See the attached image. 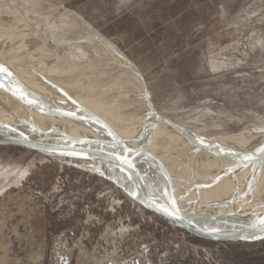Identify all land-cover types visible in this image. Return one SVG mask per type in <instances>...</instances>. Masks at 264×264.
Instances as JSON below:
<instances>
[{
	"label": "rangeland",
	"instance_id": "obj_1",
	"mask_svg": "<svg viewBox=\"0 0 264 264\" xmlns=\"http://www.w3.org/2000/svg\"><path fill=\"white\" fill-rule=\"evenodd\" d=\"M40 1L43 0L32 2L30 0H0V25L9 23L17 28L30 29L32 28L30 27L31 21H35L33 23L36 24L42 23L48 19L45 13H48L51 8L49 9L48 5H41ZM43 2H50L52 6H63L77 13L81 18L73 22L74 25L76 24L75 29L69 25L67 27L65 23H60L59 26L63 29L57 30L61 33L60 36H51L49 32L46 35L44 26L40 29L39 33H43L46 40H50L47 42L61 46L58 50L62 48V45L68 47L74 44L75 40L77 44H87V38L92 40L90 37H94L92 31L94 30L106 37L119 53L122 54L121 51H123L129 57L131 63L147 82L154 105L161 114L197 137L218 138L239 134L237 139L239 142L236 143L235 141L230 142L231 137H225L224 140L219 139V141L216 139L217 143H209L202 138L193 141L192 137L189 140L182 136L179 137L180 135L176 136L177 134L170 133L169 129V132L164 129L161 131L162 128L160 130L156 125L158 128L154 126L156 130L153 129V131L156 132L158 129L156 133L159 135L153 132L155 133L154 139L153 135L152 137L149 135L148 139H152L150 143L153 145L151 146L155 143L157 146L150 147L148 141L140 142L141 146L142 144L145 146L141 149L140 146L138 147L141 151L136 147L137 150L133 149L127 154L121 152L125 145V135L117 134L116 139L118 140L114 137L108 140V136L99 132L96 135L93 134L90 140L86 137L80 138L79 142L83 143L82 146L90 143L91 147L96 150L95 153L99 152L98 155L102 152L100 145L104 144L103 148L108 150L114 147V150L112 148L110 150H116L114 154L117 156L113 158L117 160H115V165L118 163V169L116 165L115 172L120 171L117 172L119 174L116 177L120 176L123 181L128 178L127 183L135 186L136 193H141L140 190L147 193L153 192L154 195H151L158 198L155 200L153 197L154 200L159 204H164L165 200L162 198L164 194L165 197L172 198V193H174L173 200H187L185 196L190 195L188 191L191 189L193 176L197 173L204 176L198 171L201 166V170L204 169L200 172L204 171L205 175L213 172L209 183H215V181L220 183L219 179L236 171L240 166L242 172L231 183L241 182L239 186L243 194L247 192L254 194L256 189L253 188L255 187L253 181L256 182L264 176V169L260 168L264 166V152H257L260 149L258 145L263 146L264 144V137L256 139L258 143L254 140L256 144L254 143L252 148L246 142L241 144L243 139L240 133H250L246 131L264 127V0H127L126 3H122L121 0H44ZM58 9L55 8L53 14H58ZM19 11L28 13L25 12V15L24 12ZM27 19L31 20V23H28ZM82 21L88 23L92 30ZM86 31L87 34H84L86 39L83 41L82 38L77 41L79 40L76 38L77 33ZM0 33L3 32L0 31ZM0 37L4 36L0 35ZM14 42L19 43V39ZM101 50L105 52L102 51L104 52L102 53L100 49L98 52L90 51V54L87 52L83 54V50L78 53V49L69 51L74 54L78 53L79 58L83 56V59H80L83 63L86 60H88L87 63H98L96 67L100 74H96L97 79L91 78L99 80L87 81L85 77L89 74L76 71L67 76L71 78V76L75 77L80 74L78 75L80 82L71 80L73 84L70 85L67 80L64 82L60 80L64 84L58 81L54 83L58 85L59 92L53 93L52 100L44 96L45 99L36 104L42 113L48 110L47 114H44L47 119H56L59 117L58 114L63 113L65 115L74 113L75 115L68 116H79L84 113L82 110H89L88 116L94 117L96 112L97 117L105 119L107 117L105 110L104 117L102 113L93 111L97 108L94 101L98 97L107 94L112 97L120 91L135 94L143 90H139L141 82L135 72L127 66L129 62L124 64L119 60L112 66L114 69L122 70V75L116 73L115 70L110 71L108 69L110 65L101 67L102 64L99 63L107 62V59L101 56H110V50L106 51L103 46ZM7 51V49L2 50L0 65L5 64V58L10 56ZM64 52L63 50L60 54L64 56L68 54L64 57L66 60L70 58L68 61H72L76 58L74 55L69 56L70 53L67 51ZM94 52L97 56L92 55ZM86 62L83 65H86ZM9 64L17 66L14 60L9 61ZM5 67H8L6 69L9 72L2 73L3 75L0 73V100L5 104L20 102L22 99L17 89L20 86L14 87V90L11 89L13 92L9 91L10 83L19 85L17 81H13L12 76L15 73L14 76L20 74L15 72L17 69H12L10 66ZM102 71L104 74L101 73ZM8 73L12 74L11 77H7ZM29 73L31 77H34L36 85L40 86V79L36 77L38 74L31 71ZM123 74L131 78L132 81L129 82L135 85L133 88L116 83L115 80L120 77L115 79V76H123ZM60 75L61 71L56 70L51 78L58 80L61 79ZM26 76L28 77L27 74ZM4 77L9 79L5 80ZM20 77L17 76L15 80ZM107 78L110 80L106 81ZM136 79H138V84ZM137 98L139 101V97ZM54 99L58 105L50 108L47 104L50 103L53 106ZM35 103L37 102L24 103L25 106H20L18 112L30 116L27 111L32 107L29 104ZM142 106L139 104L136 112L145 109ZM54 109L63 112L55 113ZM66 117L61 118L62 121H60L64 125L78 124L84 126L82 130L89 132L94 127L90 124L88 128L86 126L88 124L82 120L70 121ZM108 118L111 120L105 119V121L109 124L110 131H114L122 124V121L117 122L112 117ZM166 132L171 135H166ZM259 133L251 131L254 135ZM160 134L164 136V138L161 137V141L166 143L158 141ZM174 137H178L179 141ZM148 139L145 138V140ZM166 139L171 140L167 142ZM35 140L37 141L36 137ZM120 143H124L122 148ZM171 144L172 150H170ZM181 145L188 146L189 150L187 147L183 149ZM254 145L259 148L257 149ZM158 146L163 149L157 148ZM177 149L179 151H174L173 155V150ZM182 150L185 151L182 152ZM152 151L155 152L152 156H157L159 163L150 155ZM158 152H160L159 155ZM248 153L262 164L256 165L258 170L255 168L254 173L250 172L253 169L250 163L246 164L247 166L243 164ZM165 154L168 159L163 156ZM148 159L152 164L155 162L154 166L161 165L155 168ZM204 159L211 160L204 161ZM120 160L123 162H121L122 167ZM160 160H162L161 163ZM173 161H176L177 165ZM206 162H208L207 165H211L206 166ZM158 167L163 168V170L161 168L163 174ZM205 167H208V170L212 168V170L208 172ZM192 170L196 172L195 175ZM157 172L163 176L159 173L155 175L154 173ZM184 172L186 178H191H185V182L182 181ZM154 175L156 178L153 177ZM166 176L168 177L165 178ZM198 176L195 178L196 191L205 184L204 181L207 184L202 176L201 178ZM109 177L98 171L60 161L48 152L36 148L0 142V264H61L59 255L63 256L67 264H264V238L255 241L217 242L197 237L146 209ZM157 177L158 179L163 177V179L158 180ZM156 183L158 186L155 185ZM164 183H167L168 189H165L167 186ZM151 185L152 187L155 185L154 189L151 187L152 190ZM148 187L150 191L146 190ZM155 188L160 190L156 189L159 190L156 191ZM251 211H254L253 217L264 214L262 210L252 209ZM191 215L189 216V219L192 218L191 221L198 216V220L194 221L198 224L199 215L197 213ZM185 218L188 219V214ZM216 222H219L218 219ZM240 223L242 222L233 224Z\"/></svg>",
	"mask_w": 264,
	"mask_h": 264
},
{
	"label": "bare ground",
	"instance_id": "obj_2",
	"mask_svg": "<svg viewBox=\"0 0 264 264\" xmlns=\"http://www.w3.org/2000/svg\"><path fill=\"white\" fill-rule=\"evenodd\" d=\"M31 2L33 0H30ZM38 1V0H37ZM44 1V0H43ZM43 1H40L41 5H48L49 6V9L50 11H48V13L46 12L45 14H47V17L48 19L43 21L42 23L38 22V24L36 23H33L35 21H31L29 19H27L28 23H31L29 26L32 27L30 29H25V28H17L16 26H13L9 23L7 24H2L0 25V31H2L3 33H0V35L4 36V37H0V56L1 55V52L2 50H8V55L9 57H7V59L5 58V61L6 62L5 64L1 63V65L3 66H10V68L12 69H17L15 70V72H17V74H20V75H16V76H12L14 77L13 78V81H17V83L19 85H16V83H10V90L9 91H12L13 92V88L14 87H17V86H20L18 87V91L19 90H22L23 93H24V96L26 97H21V101L20 102H15V103H9L7 102L6 104L4 102H2L0 100V141L1 142H5V143H25V144H33V145H37L38 147L42 148L41 150L44 151V152H48L49 154L53 155L55 158L59 159L60 161H63V162H67V163H71V164H74L76 166H82V167H85V168H88V169H91V170H94V171H98V172H101V173H104L106 176H110L111 179H113L114 181H116L117 183H122L123 186H125V188L128 190H132V191H136V188L135 186H132V185H129V183H127V180L128 178H126L127 180L123 181V178L121 179V177H116L118 176L117 172H120V171H116L115 167L118 163H116L115 165V160H114V156H117L116 154H114V152L116 151H112L114 150L113 146L111 147L112 150H108V149H105L103 148V145H100V149L102 152H100L101 155H98L99 152H97V154L95 153L96 150H94L90 143H86L87 146H82L83 143H81V141L79 142V139H83L82 137H86L87 140H90L89 138L90 137H93L92 135L93 134H97L99 132L103 133V135H105L108 140L110 139V137H114L115 139L117 138V134H120V135H125V145L124 143L121 144L120 143V146L122 148V145L123 148L121 149V152L122 153H128V151H131L133 149H135L138 147L141 149V147H145L140 145L142 142L144 143L145 141H148L149 143L152 141V139H148V137L150 138V136L152 137L153 135V139H154V134L159 131L157 129V131H153V129L156 130V128L159 127L162 128L161 131H164V130H167L169 129L170 133L173 132L174 135L175 133L177 134L176 136L180 135L179 137H185L186 139H193V141H196V140H199V139H203V140H206L208 141L209 143H217L216 139H219L221 140H224L223 138L225 137H231L230 142L231 141H235L236 142H239L237 139H238V135H231V136H221V137H218V138H211V137H208V136H203V137H197L195 134L189 132L188 130H185L184 128H182L181 126H179L178 124H176L177 128L175 127H171L169 125H167V123L163 122L159 117H156L154 114H152L153 112H151L152 108L149 107V105L147 104L146 100H145V96L143 94V87H142V84L140 83L139 85V90H142V91H138V93H135V94H129L127 92H119L118 94H115L114 96L110 97L108 94L107 95H103V96H100L98 97L94 102H95V106L97 107L96 109H94L93 111H97V112H100L102 113L101 115L104 117V110H105V115L107 114V117L105 118L106 120H111V118H108V117H112L114 118L115 120H117V122L119 121H122V124L120 126H118L119 128L115 129L114 131H110V129L108 128L109 124L105 121V119L103 118H100V117H97V113L95 112V115L94 117L92 116H88L89 115V110H82L84 113L82 115H79V116H68V115H65L64 113L63 114H58L59 117H56V119H47V117L44 116V114H47L48 110L46 113H42L41 111H39V109L36 107V104H38V99L36 97H34L36 94H34L33 91H31L27 86H25L23 84V79L25 81H27L29 84H34L35 87H36V90L39 91V87L40 88V91L38 92L39 94L38 95H41V97H43V100L45 99L44 96L47 97L48 100H52L53 99V93L58 91L59 92V89H58V85L56 84H53V88L49 91H46L45 90V87L46 85L48 84V79L50 78V80L53 81V83H56L57 81L60 82V80H63V82L65 80H67V82H70V85L73 84L71 83L72 81H79V76L80 74H77L75 77H68L69 73H73V72H76V71H84L86 72L88 75V77H85V79L88 81V80H96V74H100V71L97 70V67L96 65L98 63L95 62L92 63V62H89L87 63L86 60L85 62L87 63L86 65H83V61L80 60L81 58H79V55H77L79 53V51L83 50V54L84 53H89L90 54V51H95V52H98L99 49L100 51H104V50H101L102 46L103 48L107 51L110 50V56H105L104 55L103 57L101 56V58H104L107 59V62L105 63H99V64H102L100 65L101 67L102 66H109L108 69L111 70H115L116 73H121L122 70H118V69H114L112 66L114 65V63H116L117 61L121 60L122 62L127 63L128 61L126 60V58L121 54L119 53V51H117L116 47L114 45H112L110 43V41L108 39H106V37H103L101 36L99 33H97L96 31L92 30L88 23H85L94 33V37H90L92 38V40H89V37L87 38V44H77L76 43V38H79V40L77 39V41H80L82 40L83 38V41L84 39H86V37H84L85 35L84 34H87V31L85 33H77L78 36L74 39V44L72 43L71 45H69L68 47L67 46H63L62 44V48L60 50L59 47L61 46H58L57 44L55 45H52V42H47V41H50V40H46V37L44 36L43 33H39L40 29H43L42 27L44 26L45 28V34L47 35L48 32L51 36H60V32L57 31V30H63L61 28L60 23H65V25H69L71 27H75L74 23L73 22H76L77 21V18H80L78 16L77 13L73 12V11H70L68 10L67 8L63 7V6H52L50 5L49 3L50 2H43ZM36 2V1H35ZM53 2V1H51ZM55 2V1H54ZM57 3V2H56ZM54 4V3H53ZM52 6V7H51ZM55 8H60L61 10L58 9V14H53ZM53 10V11H52ZM20 13H23L24 11H19ZM26 12V11H25ZM24 12V13H25ZM28 13V12H26ZM25 13V15H26ZM52 13V14H51ZM62 14V15H60ZM25 15H23L25 17ZM46 17V18H47ZM49 17H52V18H49ZM29 18V17H28ZM81 19V18H80ZM25 21V19H24ZM31 21V22H30ZM2 23V22H1ZM5 23V22H4ZM26 23V22H25ZM78 24V23H77ZM26 25V24H25ZM18 26V25H17ZM84 26V25H83ZM63 27V26H62ZM65 27V26H64ZM68 27V26H67ZM77 27V26H76ZM82 27V26H81ZM86 27V26H85ZM84 29H87L85 28ZM60 28V29H59ZM67 29V28H65ZM75 29V28H74ZM78 29V28H77ZM83 29V30H84ZM89 30V29H88ZM43 31V30H41ZM66 31V30H64ZM72 31V30H71ZM70 31V32H71ZM80 31V30H79ZM69 32V31H68ZM73 32V31H72ZM71 32V34L73 33H76V31H74L73 33ZM78 32V31H77ZM82 32V31H81ZM90 33V32H89ZM92 34V33H91ZM49 37V36H48ZM58 38V37H57ZM16 39H19V43L15 44L14 40ZM68 39V38H66ZM70 39V38H69ZM57 40V39H56ZM64 40V39H63ZM62 40V41H63ZM55 41V40H54ZM58 41V40H57ZM56 41V42H57ZM65 41V40H64ZM63 41V42H64ZM61 43V41H59ZM62 42V43H63ZM72 42V40H71ZM54 44V43H53ZM91 48V50H90ZM74 49H78V53L74 54L73 52H69L71 50H74ZM112 49V50H111ZM67 51V53H70L69 56H76V58L78 59H73L72 61H68L66 60L64 57L67 56V55H63V54H60L62 53V51ZM64 52V53H65ZM95 52L92 53V55L94 54L95 55ZM99 52V54L101 53ZM105 52V51H104ZM102 52V53H104ZM81 53V52H80ZM108 53V52H106ZM87 55V54H86ZM5 56V55H3ZM97 56V55H95ZM88 57V56H87ZM90 57V56H89ZM107 57V58H106ZM68 58V57H66ZM92 58V57H91ZM95 57H93L94 59ZM15 61V63H17V66H13L11 64H9V61H12V60ZM53 59H55L53 61ZM83 59V58H82ZM86 59V58H84ZM97 59V58H96ZM91 60V59H90ZM98 62H101V61H98ZM66 64V65H65ZM105 64V65H104ZM127 66H131L134 68L133 64H127ZM15 67V68H14ZM5 68H8V67H5ZM9 68V69H10ZM132 68V69H133ZM103 69V68H102ZM56 70H60L61 71V75L59 76V78L61 79H52L51 76L53 75V72L56 71ZM125 70V68H124ZM8 71V70H7ZM14 71V70H12ZM29 71H31L32 73L34 72L35 74H38L36 75V77H38L40 79V86H37L36 85V81L34 79V77H31V74L29 73ZM9 72V71H8ZM12 73V72H11ZM101 73L104 74V72L102 71ZM107 73V72H106ZM2 74V73H1ZM4 74V73H3ZM2 74V75H3ZM26 74L28 75V77L26 76ZM30 74V76H29ZM109 74V73H107ZM106 74V76L108 77V75ZM1 75V76H2ZM12 75V74H11ZM68 75V76H67ZM83 75V74H82ZM85 75V74H84ZM112 75V74H111ZM118 75V74H117ZM122 75V73H121ZM115 76V79L116 77H120L118 80H115L116 83H119V84H123L124 86H126L127 88H133V86H135L134 84L130 83L129 81H132L131 78L124 76ZM127 75V74H126ZM5 76V75H4ZM9 75H7L8 77ZM17 76H21L20 78H18V80H15V78ZM35 76V75H34ZM3 77V76H2ZM6 79H9L7 78ZM11 77V76H9ZM91 77H95L96 79L94 78H91ZM143 77V76H142ZM104 78V77H103ZM112 78V76L110 77ZM134 78V77H133ZM2 79V78H1ZM5 79V77H4ZM5 79V80H6ZM84 79V80H85ZM108 80L106 81H109L110 79L107 78ZM144 79V78H143ZM3 80V79H2ZM12 81V79H10ZM45 80V81H44ZM72 80V81H71ZM99 80V79H98ZM96 80V81H98ZM105 80V79H104ZM123 80V82H122ZM138 79H136V83L138 82L137 81ZM4 81V80H3ZM95 81V82H96ZM113 81V80H112ZM145 81V80H144ZM9 82V80L7 81ZM57 82V83H58ZM62 81L60 83H63ZM86 82V81H85ZM5 83V81H4ZM83 83V82H82ZM115 83V82H114ZM6 84V83H5ZM64 84V83H63ZM69 84V83H68ZM91 84V83H90ZM94 84V82H93ZM138 84V83H137ZM7 85V84H6ZM62 85V84H61ZM66 85V83H65ZM116 85V84H115ZM73 86V85H72ZM79 86V85H77ZM92 86V85H91ZM1 87V85H0ZM13 89V90H11ZM57 89V90H56ZM123 91V90H122ZM131 91H134V90H131ZM1 92V91H0ZM110 93V92H109ZM96 94V93H95ZM94 94V95H95ZM89 96V95H88ZM97 96V95H96ZM84 97V96H83ZM139 97V101H138V98ZM1 99V98H0ZM28 99V100H27ZM82 99V98H81ZM115 101L113 102L112 101ZM29 102V101H36L37 103L35 104H29L30 107H32L31 109H28L29 111L28 114L30 116H27L25 114H21V112H18V108L23 107L22 105H24V103L26 102ZM53 101H55V103L53 104V106L49 104H47L50 108L51 107H55V105H58V103L56 102V100L54 99ZM79 101V100H78ZM83 101V100H82ZM24 102V103H22ZM52 102V101H51ZM85 102V101H84ZM115 104H113V103ZM19 103V104H17ZM30 103V102H29ZM17 104V105H16ZM40 104H43L42 102H40ZM143 105L142 107H144L145 109H143L142 111H138L136 112V108L138 107V105ZM9 105V106H7ZM28 105V106H29ZM11 106V108H10ZM15 108H14V107ZM25 106V105H24ZM47 106V108H48ZM80 109H82V107H78ZM126 108V109H125ZM25 109V108H24ZM59 109V108H58ZM125 109V110H123ZM129 109V110H128ZM53 111V110H52ZM62 110L58 111L57 109H54L53 112L55 113H62L61 112ZM51 112V111H50ZM110 113V114H109ZM68 117V118H71L72 120L73 119H80L82 121H85V122H88L89 124H92L94 125V127H92V131L89 132V131H84L82 130L84 128V126H81V125H76V124H73V125H64L62 122V119L61 118H64V117ZM66 117V118H67ZM50 118V117H49ZM70 123V122H69ZM106 123V125L104 124ZM72 124V122L70 123ZM155 124V125H154ZM175 124V122H174ZM158 125V127L156 126ZM88 128L90 125H86ZM156 127V128H153V127ZM81 128V129H80ZM121 129V130H120ZM164 129V130H163ZM173 130V131H171ZM160 131V132H161ZM168 131V132H169ZM251 131L253 132H260L259 134H251ZM54 132H57L56 134H54ZM155 132V133H153ZM246 132H250V133H245V132H242L240 133V137L241 139H243V141L241 142V144H243L244 142H246L250 147L253 146V144L255 142H253L254 140L258 143V141L256 139L260 138V137H264V127L263 128H260V129H252V130H248ZM100 133V134H101ZM127 133V134H126ZM162 133V132H161ZM167 134L166 132V135L169 136V134ZM23 134V135H21ZM158 134V133H156ZM94 135V136H95ZM127 135V136H126ZM150 135V136H149ZM159 135V134H158ZM165 135V134H163ZM171 135V134H170ZM172 135V136H174ZM247 135V136H246ZM102 136V135H101ZM116 136V137H115ZM119 136V135H118ZM35 137L37 138V141L35 140ZM162 138H164V136H161L160 134V139L158 138V141H161ZM112 138V139H114ZM141 138V139H140ZM145 138H147L148 140H145ZM156 138V139H157ZM173 138V137H172ZM176 139H178V137H174ZM80 139V140H81ZM92 139V138H91ZM100 139V138H99ZM181 139V138H180ZM118 140V139H116ZM165 140V139H164ZM167 142H169L170 140L169 139H166ZM169 140V141H168ZM156 141V140H155ZM156 141V142H158ZM175 142V140H172ZM171 141V142H172ZM179 141V139H178ZM181 141V140H180ZM185 141V140H184ZM260 141V140H259ZM141 142V143H140ZM165 142V141H164ZM161 141V143H164ZM177 142V140H176ZM252 142V143H250ZM154 143V142H153ZM166 143V142H165ZM179 143V142H178ZM181 143V142H180ZM179 143V144H180ZM186 143V142H185ZM159 144V143H158ZM169 144V143H167ZM166 144V145H167ZM183 144V143H182ZM188 144V143H187ZM230 144V143H229ZM256 144V143H255ZM85 145V144H84ZM153 144L150 143V147H154L156 145V143L154 144V146H151ZM161 145V144H160ZM170 145V144H169ZM176 145V144H175ZM186 145V144H185ZM205 145V144H204ZM203 145V146H204ZM258 145V144H257ZM157 146V145H156ZM155 146V147H156ZM164 147V145H162ZM174 146V144H173ZM178 146V145H176ZM180 146V145H179ZM178 146V147H179ZM182 146V145H181ZM207 146V144H206ZM256 147V145H254ZM262 146L261 145H258ZM264 146V144H263ZM262 146V147H263ZM163 147H161L163 149ZM171 149L172 150V144H171ZM182 146L183 149H185L187 147V149L189 150L188 146ZM195 147V146H194ZM205 147V146H204ZM203 147V148H204ZM209 147V146H208ZM207 147V148H208ZM254 147V148H255ZM130 148V150L128 149ZM157 148H160L159 146ZM157 148H155L156 150H158ZM160 148V149H161ZM168 148V146L166 147ZM175 148V147H174ZM181 148V147H180ZM192 147H190L191 149ZM206 148V147H205ZM253 148V147H252ZM257 148V147H256ZM256 148L254 150H256ZM259 148V147H258ZM257 148V149H258ZM135 149V150H137ZM138 149V150H140ZM146 149V148H144ZM143 149V151H144ZM153 149V148H151ZM161 149V150H162ZM165 149V148H164ZM168 149V150H169ZM179 149V148H178ZM173 150V155H174V151H179V150ZM197 149V148H196ZM216 149V148H215ZM134 150V151H135ZM154 150V149H153ZM155 150V152H157ZM161 150H158L161 152ZM169 150V151H170ZM192 150V149H191ZM201 150V149H200ZM252 150V149H251ZM141 151V150H140ZM142 151V152H143ZM147 151V150H145ZM150 151V150H149ZM166 151V150H165ZM181 151V150H180ZM185 151V150H184ZM182 150V152H184ZM193 151H196V150H193ZM207 151V149H206ZM205 151V153H206ZM215 151V150H214ZM119 153V151H117ZM120 152V153H121ZM137 152V151H136ZM155 152L152 151V154L151 151H150V155H154ZM158 152V155L159 153ZM164 152V151H162ZM168 152V151H167ZM171 152V151H170ZM197 152V151H196ZM204 152V151H203ZM222 152V151H221ZM220 152V153H221ZM252 152V151H251ZM258 152V150H257ZM257 152H254L255 154ZM139 153V152H137ZM136 153V154H137ZM154 153V154H153ZM165 153V152H164ZM163 153V154H164ZM180 153V152H179ZM186 153V152H185ZM188 153V151H187ZM190 153V152H189ZM204 153V154H205ZM260 153V152H258ZM114 154V155H113ZM142 154V153H140ZM182 154V153H181ZM213 154V153H212ZM244 154V153H243ZM253 154V153H252ZM264 154V153H263ZM122 155V154H120ZM149 155V156H150ZM247 156H251L250 153L246 154ZM254 155V154H253ZM258 155V154H257ZM148 156V157H149ZM166 157V154L163 155ZM172 156V155H171ZM176 156V155H175ZM180 156V155H179ZM189 156V154H188ZM194 156H195V153H194ZM193 156V157H194ZM198 156V155H197ZM202 156V155H200ZM207 156V155H206ZM210 156V155H209ZM221 156V155H220ZM245 156V157H247ZM256 156V155H254ZM253 156V157H254ZM123 158L126 157V156H122ZM137 157V156H136ZM142 157V156H141ZM153 158H155V160H157V156L154 157L152 156ZM186 157V155H185ZM191 157V156H190ZM252 157V156H251ZM117 158V157H115ZM119 158V157H118ZM128 158V157H126ZM140 158V157H138ZM151 158V157H150ZM152 158V159H153ZM167 158V157H166ZM174 158V157H172ZM176 158H178V156H176ZM183 158V157H182ZM182 158H179L180 160ZM204 158V157H203ZM206 158V157H205ZM215 158V157H213ZM218 158V156H217ZM261 158V157H260ZM121 159V157H120ZM132 159V158H131ZM135 159V158H134ZM165 159V158H163ZM168 159V158H167ZM201 159V158H200ZM219 159V158H218ZM217 159V160H218ZM149 160V159H148ZM159 160V159H158ZM157 160V162L159 163V161ZM166 160V159H165ZM174 160V159H173ZM176 160V159H175ZM179 160V161H180ZM196 160V158H195ZM208 160V159H206ZM204 159V161H206ZM211 160V159H210ZM208 160V161H210ZM214 160V159H213ZM257 159H245V161L243 162V164L245 166H247L246 164L250 163L253 167V169L250 170L251 173H254L255 171V168L258 170V167L256 165H262L260 164L259 162L256 161ZM117 161V160H116ZM131 161V160H130ZM140 161V160H139ZM150 161V160H149ZM162 160H160V163H161ZM171 161V160H169ZM191 161V160H190ZM122 162V160H120V163ZM126 162V161H125ZM164 162V161H163ZM174 162V161H173ZM176 162V161H175ZM174 162V163H175ZM178 162V161H177ZM200 162V161H199ZM217 162V161H216ZM123 163V162H122ZM122 163H121V167H122ZM151 163V161L149 162ZM154 164H152L153 166L155 165V162H153ZM183 163V162H182ZM188 163V162H187ZM195 163V161H194ZM208 162H206V166H210V165H207ZM126 164V163H125ZM134 164V163H133ZM176 164V163H175ZM193 164V163H192ZM199 164V163H198ZM197 164V165H198ZM203 164V163H202ZM217 164V163H216ZM159 165V164H158ZM157 165V166H158ZM161 165V164H160ZM159 165V166H160ZM177 165V164H176ZM179 165V164H178ZM185 165V163H184ZM189 165V164H188ZM200 165V164H199ZM198 165V167H200ZM219 165V164H218ZM227 165V163H226ZM124 166V165H123ZM143 166V165H142ZM151 166L152 168H156L157 166ZM194 166H196V164H194ZM204 166V164H203ZM215 166V165H214ZM213 166V168H214ZM230 166V164H229ZM132 167V166H131ZM134 167V166H133ZM147 167V166H146ZM150 167V165L148 166ZM169 167V166H168ZM185 167V166H184ZM190 167L192 168V166L190 165ZM216 167V166H215ZM118 169V165L116 167ZM154 168V169H155ZM160 168V167H158ZM162 168V167H161ZM161 168H160V172H161ZM173 168V167H172ZM202 168V166H201ZM200 168V170H201ZM206 169L208 167H205ZM224 168V167H223ZM260 168H263L264 169V166ZM259 168V169H260ZM121 169V168H119ZM123 169H126V168H123ZM131 169V168H130ZM177 169V168H176ZM185 169V168H184ZM189 169V167H188ZM204 169V168H203ZM202 169V170H203ZM215 169V168H214ZM222 169V168H221ZM230 169V168H229ZM122 170V169H121ZM132 170V169H131ZM133 170H136V169H133ZM148 170V169H147ZM156 170V169H155ZM163 170V168H162ZM199 173H202L204 176L203 177V180H206L207 181V184L206 182L204 181V185H200L201 187L199 188V190L197 191V197H198V200H199V204L201 205V207L203 208L204 212H205V215L207 216V219L210 221V224H211V227L217 231H221L223 229H226L227 226H230V225H234L233 223H238V222H242V223H248V222H251V221H255L256 219H260L262 217H264L263 215L261 216H256V217H253V212L254 211H251L252 209H256V211H264V183H261V182H264V176L260 179V180H257V179H254V180H257L256 182L253 181V184L255 185V187H253L254 189H256V191L253 193H250V192H247V194H243L240 186H239V183L241 182H235V183H231V181L233 179H235L240 172H242V168L239 166V169H237L236 171L228 174L227 176L224 175L225 177L223 179H219L218 181H220V183H209L211 182L210 180L212 179V173L213 172H210L209 170H212V168L208 170V172L210 173H207L206 175L204 174L205 172H200ZM201 170V171H202ZM231 170V169H230ZM184 171V170H182ZM181 171V172H182ZM193 171V170H192ZM206 171V170H205ZM214 171V170H213ZM232 171V170H231ZM261 171V170H260ZM134 172V171H133ZM137 172V171H136ZM149 172V171H148ZM151 172V171H150ZM156 172V171H155ZM163 172V171H162ZM161 172V173H162ZM180 172V171H179ZM186 172H188L186 170ZM207 172V171H206ZM263 172V171H262ZM260 172V173H262ZM159 172L157 173H154L155 175L158 174ZM161 173H159L161 175ZM183 173V172H182ZM190 173L192 174V172L190 171ZM189 173V174H190ZM122 174V173H120ZM163 174V173H162ZM179 174V173H177ZM186 173L184 172L183 174V180L186 178ZM190 174V175H191ZM193 174L195 175L196 172L193 171ZM219 174H221L219 172ZM115 175V176H114ZM127 175V174H126ZM155 175L153 176L154 178ZM166 175V174H165ZM185 175V177H184ZM189 175V176H190ZM200 176V174H196V176ZM218 175V174H217ZM149 176V175H148ZM159 176V175H158ZM163 176V175H161ZM175 176V175H174ZM180 176V174H179ZM196 176H193V178ZM198 176V177H199ZM200 176V178H201ZM109 177V178H110ZM128 177V176H127ZM168 176H166L165 178H167ZM182 177V176H181ZM192 177V176H190ZM152 178V177H151ZM170 178V176H169ZM173 178V177H172ZM171 178V179H172ZM189 178V177H187ZM186 178V179H187ZM194 178V179H195ZM158 179V177H157ZM163 179V177H162ZM159 179L158 180H162ZM191 179V178H189ZM188 179V180H189ZM136 180V179H135ZM153 182H154V179H152ZM156 180V179H155ZM157 180V181H158ZM165 180V179H164ZM163 180V181H164ZM187 180V181H188ZM196 180V179H195ZM156 181V182H157ZM167 181V179H166ZM169 181V179H168ZM186 181V182H187ZM201 181V180H200ZM217 181V182H218ZM145 182V181H144ZM159 182V181H158ZM157 182V183H158ZM161 182V181H160ZM170 182V181H169ZM185 182V181H184ZM196 182V181H195ZM199 182V181H198ZM116 183V184H117ZM157 183L155 185H157ZM163 183V182H161ZM160 183V184H161ZM183 183V182H182ZM197 183V182H196ZM150 184V182H149ZM153 184V183H152ZM159 184V183H158ZM165 184V183H164ZM167 184V183H166ZM165 184V185H166ZM148 185V184H147ZM154 185V186H155ZM186 185V184H184ZM209 186L206 188V186ZM154 186L152 187V185L150 186V189L152 190V188L154 189ZM158 186V185H157ZM160 186V185H159ZM162 186V185H161ZM164 186V185H163ZM167 186V185H166ZM164 186V187H166ZM175 186V185H174ZM190 186V185H189ZM205 186V187H204ZM235 186V188H233ZM262 186V187H261ZM138 187V186H137ZM144 187V186H143ZM152 187V188H151ZM164 187L162 189H164ZM145 188V187H144ZM143 188V189H144ZM123 189V188H122ZM156 189H159V188H155ZM161 189V191H162ZM165 189H168V186L167 188ZM177 188H175L176 190ZM197 189V187H196ZM148 191L149 190V187L148 189H146ZM160 190V189H159ZM159 190H156V191H159ZM174 190V189H173ZM142 190H140L141 192ZM167 191V190H166ZM169 191H170V188H169ZM168 191V193H169ZM172 191V190H171ZM170 191V192H171ZM178 191V190H177ZM188 191V190H187ZM249 191V190H248ZM131 192V191H130ZM144 193V190L142 191ZM185 192V191H184ZM190 191H188L189 193ZM136 193V192H135ZM147 193V192H146ZM159 193V192H158ZM165 193V191H164ZM167 193V194H168ZM145 194V193H144ZM149 196H152L151 194L154 195L153 192H148L147 193ZM160 194V193H159ZM162 194H163V191H162ZM161 194V196H162ZM166 194V196H168ZM171 194V193H170ZM172 198L174 196V193H172ZM190 194V193H189ZM165 195V194H164ZM163 195V196H164ZM180 195V194H179ZM162 198L165 200V203L163 204L165 208H167L170 212H173V211H176L177 213H179V215H186L185 217H187V214H188V219H189V216H193V214L196 215L197 211L195 210L194 208V205L191 201V197L190 195H186L185 196V199L187 200H173L170 196L169 198L167 197H163ZM175 196H176V193H175ZM183 196V195H182ZM154 196H152L153 198ZM155 198V197H154ZM153 198V201L155 200H158V198L156 197L155 200ZM179 198V196L177 197ZM173 201H175V204H173ZM194 208V209H193ZM209 208V209H208ZM185 211V212H184ZM198 215V213H197ZM219 217V218H217ZM198 218V216H197ZM197 218H195V220L193 219L192 221L190 219L189 220L191 222H193L195 225H198L200 224L201 222H199L198 224H196L197 222H194L196 220H198ZM187 219V220H188ZM215 219V220H214ZM218 219V223L215 221ZM200 220V219H199ZM212 221V222H211ZM238 221V222H237ZM262 221V220H261ZM256 222V221H255ZM258 223V222H257ZM217 224V225H216ZM220 224V225H219ZM236 225V224H235ZM37 260V259H36Z\"/></svg>",
	"mask_w": 264,
	"mask_h": 264
},
{
	"label": "water",
	"instance_id": "obj_3",
	"mask_svg": "<svg viewBox=\"0 0 264 264\" xmlns=\"http://www.w3.org/2000/svg\"><path fill=\"white\" fill-rule=\"evenodd\" d=\"M121 52H122L123 56L126 58V60L129 62V65L132 64L129 57L123 51H121ZM133 66H134V64H133ZM129 68L135 72L139 81L141 82L142 87H143V94L145 96V100H146L147 104L149 105V107L152 108V110H151V112H153L152 114H154L156 117H159L163 122L167 123V125H169L171 127V129H172V127L177 128L176 124H174V122L171 121L170 118L164 116L159 111H157V109L154 105V102L152 100V95H151V91L149 89V86H148L147 82L144 81L142 74L136 69L135 66H134V68L129 66ZM23 84L25 86H27L31 91H33L34 94H36V97L39 101L43 99V97H41V95H38L39 91L36 90V87L34 84H29L24 79H23ZM53 84H54L53 81L50 80V78H49L48 84L46 85L45 90L46 91L51 90L53 88ZM69 120L71 121L72 119L69 118ZM75 120H76V122L78 121L77 119H73V121H75ZM83 122L90 125L88 122H85V121H83ZM104 124L106 125V123H104ZM10 144L25 145V146H28L30 148H36L38 150L42 149V148L38 147L37 145H33V144H25V143H10ZM194 178L191 180L192 185H191V189H190L189 193H190L191 201L195 207V210L197 211V213L200 217V222H201L200 225H195L193 222H189V220H187L185 218V216L179 215V213H177L176 211H175L177 213L176 216L170 215L169 214V213H171L170 211H169V213H166L165 211H163V209L165 208L164 205L159 204L156 201H155V203H153V198L151 196H149L145 191H144V193H145L144 194L142 192L143 190L141 191V193H136L137 194L136 196H132V195L131 196L133 198H135L146 209H148L151 212L161 216L162 218L167 220L170 224H172V225H174V226H176L182 230H185V231H187V232H189V233H191L197 237L203 238V239L217 241V242H236V241H255V240H260V239L264 238V217H262L260 219H256L255 220L256 222L251 221L248 223H240L237 225L234 224V225L227 226L226 229H223L221 231H216L215 233H211L209 230L213 229V228L211 227V224H210L209 220L207 219V216L205 215L203 208L199 204V200L197 197V191L195 189L196 182H195ZM114 182L117 183L116 181H114ZM117 185H119L128 194H130V190L128 191L125 188V186H123L122 183H117ZM59 263L67 264V261L63 260L62 255H59Z\"/></svg>",
	"mask_w": 264,
	"mask_h": 264
},
{
	"label": "snow or ice",
	"instance_id": "obj_4",
	"mask_svg": "<svg viewBox=\"0 0 264 264\" xmlns=\"http://www.w3.org/2000/svg\"><path fill=\"white\" fill-rule=\"evenodd\" d=\"M121 2H122V3H126L127 0H121ZM5 72H7V69H6L3 65H0V73H5ZM8 75L11 76V73H8ZM19 95H20L22 98L24 97V93H23L22 90H19ZM29 102H30V103H33L34 101H29ZM68 115H75V114H74V113H68ZM21 135H23V134H21ZM201 142H203V141H201ZM258 151H260V152H264V147L258 149ZM245 159H252V157H251V156H247V157H245ZM126 162H127V161H126ZM130 195H132V196H136L137 194H136L135 192H130ZM153 203H155V201H153ZM173 204H175V201H173ZM163 211H165L166 213H169V210H168L167 208H164ZM169 214L172 215V216H176V215H177V213H176L175 211H173V212H171V213H169ZM178 218H179V217H178ZM189 222H191V221H189ZM209 231H210L211 233H215L217 230H215V229H210Z\"/></svg>",
	"mask_w": 264,
	"mask_h": 264
}]
</instances>
